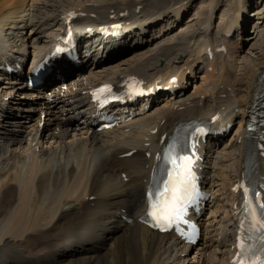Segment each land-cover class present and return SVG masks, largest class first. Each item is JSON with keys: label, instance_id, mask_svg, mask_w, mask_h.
Returning a JSON list of instances; mask_svg holds the SVG:
<instances>
[{"label": "bare ground", "instance_id": "bare-ground-1", "mask_svg": "<svg viewBox=\"0 0 264 264\" xmlns=\"http://www.w3.org/2000/svg\"><path fill=\"white\" fill-rule=\"evenodd\" d=\"M251 1L0 0V264H233L250 149L264 181V124L255 142L246 128L264 87V30L252 53L238 50ZM196 4V23L183 28L179 16ZM135 36L147 38L111 64L115 43ZM32 69L41 86L25 84ZM202 70L204 84L188 91ZM133 77L145 95L109 111L122 118L100 129L92 92L102 82L124 91ZM188 122L210 129L192 151L215 194L203 205L210 216H194L203 234L193 247L144 223L160 154Z\"/></svg>", "mask_w": 264, "mask_h": 264}, {"label": "rangeland", "instance_id": "rangeland-1", "mask_svg": "<svg viewBox=\"0 0 264 264\" xmlns=\"http://www.w3.org/2000/svg\"><path fill=\"white\" fill-rule=\"evenodd\" d=\"M260 9V10H262L263 12H264V0H252L251 1V5L247 8V10H246V12H245V14L243 15V17H244V20H245V23L247 24L246 25V30H247V32H243L242 34H241V32H240V35H241V39H240V45H239V48H238V50L240 49L241 51H243V53L244 54H247V52L248 53H252L253 52V50L251 49V46H252V44L255 42V40L257 39V38H261V36L260 35H258L257 36V34L258 33H261L263 30H264V19H257V14H255L254 12H255V9ZM198 9H199V5H193L192 6V9H189L188 10V13H182V15H180L179 16V21L183 18L184 20H182V22H183V28H186L187 27V25L190 23V21H193L190 25H192V27L194 26V24L196 23V21H195V16H197V14H198ZM190 11V12H189ZM185 15V16H184ZM214 23H215V26L216 27H218V26H220V25H222V17H221V15L220 14H217V15H214L213 16V20H212ZM187 22V23H186ZM255 23V24H254ZM254 24V25H253ZM257 25L259 26V28L257 27ZM58 28V26H55V30ZM261 31V32H260ZM152 33H154V32H148V34H147V36L148 35H150V34H152ZM263 36H264V33L262 34ZM147 36L146 37H143V38H147ZM256 36H257V38H256ZM236 37V36H235ZM132 38H134V39H132L131 41H129V42H126L125 41V38H123V39H121L120 40V43L122 42L124 45H121V46H119L117 43H115L116 45H115V50H113L112 52L110 51L107 55H109V57L107 58V59H111V64L112 63H114V62H117L118 60H121V59H123V58H125V57H127V56H130V55H132V53L135 51V49H133V48H131L132 47V44L134 43L133 41H137L138 43H140V44H142V39L143 38H139V37H137V36H135V37H132ZM252 38H255V39H252ZM263 40V38L261 39V41ZM87 40H85V42H86ZM84 42V43H85ZM133 42V43H132ZM119 43V44H120ZM145 46H147V45H145ZM49 46H47L46 47V49L48 48ZM250 48V49H249ZM143 49H145V47H140V50H143ZM138 50V49H137ZM252 50V51H251ZM43 54L44 53H48V52H42ZM35 54H37V53H35ZM42 54V55H43ZM39 55H40V53H39ZM38 56V55H37ZM252 56H254V55H252ZM30 59H29V63H32V61L36 58V57H34V54L32 53V54H30ZM37 59V58H36ZM91 64L92 63H87L86 64V66H85V68H86V71H94L95 69V67H93L92 69H91ZM76 66V68H80V66L78 65V64H76L75 65ZM74 68H72L71 70H73ZM81 70V69H80ZM79 70V72H78V75L80 74V71ZM201 74H204V71L202 70V71H198V73H197V76L195 77H193V79L192 80H190V83L193 81V83L194 84H189L188 86L190 87L189 88V90L188 91H191V92H194L195 91V89H196V86H200V85H202V84H204L203 83V80H202V75ZM69 76H70V74H69ZM74 76H71L70 78H73ZM53 78H57V76L55 77H53ZM196 83H197V85H196ZM185 85H187V83H185ZM49 89H47V91L45 92L46 94L47 93H49ZM16 97H18V96H16ZM141 103H139L138 105H137V107L136 108H138L139 110H140V108H141ZM86 116V114H82V115H80V117H81V120H85L87 117H85ZM237 127V126H236ZM233 128V130L227 135V137L226 138H223L224 140H227V138H229L230 136H232L233 134H234V132H235V130H236V128L235 127H232ZM235 129V130H234ZM223 143V142H222ZM215 190H216V188H215ZM215 193L217 192V191H214ZM220 193H216V195H219ZM214 195L215 194H213V196L212 195H210V197L212 196V198L214 197ZM211 198V199H212ZM91 200V198L89 199V201ZM210 214H211V210H209V209H206L204 212H203V216L204 217H209L210 216ZM123 220H125V218L123 217ZM122 234V230H119L118 231V236H120ZM110 243H108V245L105 247V248H103L102 250L103 251H100V253L99 254H103V253H106L105 252V250H107V247H110L109 245L110 244H113V242L112 241H109ZM81 254V255H80ZM79 257H76V258H78V259H80V260H83V259H85V258H87L86 257V252L85 251H80L79 252V255H78ZM68 260H66L65 261V264L66 263H68L69 262V257L67 258ZM68 261V262H67Z\"/></svg>", "mask_w": 264, "mask_h": 264}, {"label": "snow or ice", "instance_id": "snow-or-ice-1", "mask_svg": "<svg viewBox=\"0 0 264 264\" xmlns=\"http://www.w3.org/2000/svg\"><path fill=\"white\" fill-rule=\"evenodd\" d=\"M179 172H178V176H179ZM178 183H182V181H178ZM178 190L177 188V185L174 184L173 185V195H172V199L173 200H177L178 197L176 196V191ZM248 189L245 188L244 192H245V195L247 196L248 194ZM261 208H264V204H261L260 205ZM175 212V205L172 206L171 208V213H174ZM150 215H153V219L154 221H157V222H160V223H164V222H167V223H170L171 222V219H172V215L170 213H165L163 215H158L156 213H149ZM262 227H264V225H261Z\"/></svg>", "mask_w": 264, "mask_h": 264}]
</instances>
